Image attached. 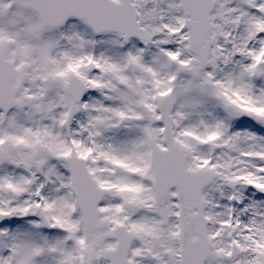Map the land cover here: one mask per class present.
<instances>
[{
	"label": "snow or ice",
	"instance_id": "obj_1",
	"mask_svg": "<svg viewBox=\"0 0 264 264\" xmlns=\"http://www.w3.org/2000/svg\"><path fill=\"white\" fill-rule=\"evenodd\" d=\"M0 264H264V0H0Z\"/></svg>",
	"mask_w": 264,
	"mask_h": 264
}]
</instances>
